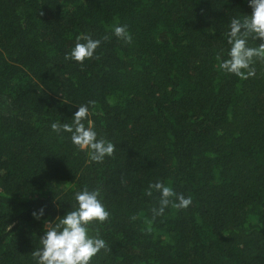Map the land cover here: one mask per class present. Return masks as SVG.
Wrapping results in <instances>:
<instances>
[{
    "label": "trees",
    "instance_id": "obj_1",
    "mask_svg": "<svg viewBox=\"0 0 264 264\" xmlns=\"http://www.w3.org/2000/svg\"><path fill=\"white\" fill-rule=\"evenodd\" d=\"M250 11L247 0H0V264H34L48 225L30 213L62 215L85 186L110 213L89 225L106 242L91 264H264V59L247 79L217 60L230 19ZM81 35L101 41L94 57L66 60ZM88 101L116 146L99 164L50 128ZM157 181L192 203L152 219Z\"/></svg>",
    "mask_w": 264,
    "mask_h": 264
},
{
    "label": "clouds",
    "instance_id": "obj_2",
    "mask_svg": "<svg viewBox=\"0 0 264 264\" xmlns=\"http://www.w3.org/2000/svg\"><path fill=\"white\" fill-rule=\"evenodd\" d=\"M247 5L250 13H241L230 19L228 31L224 34L227 51L217 56L220 71L241 79L255 76V68L251 67L254 58L264 59V0H247ZM112 34L126 43L131 42L127 25H113ZM250 38L257 42V46H249ZM76 40L75 45L65 54V59L77 63L92 59L101 43L88 35L77 36ZM221 55L227 58L221 59ZM94 103L88 101L87 104H81L76 107L70 122H53L50 128L58 135L70 134L72 144L78 150H86L90 162L99 164L106 157H112L116 146L110 140L98 137L89 119V109ZM152 191L159 193L158 204L151 209L152 219L162 217L170 203L178 210L192 203L191 196L175 193L169 185L160 181L149 184L147 194L151 195ZM173 197L174 203L171 199ZM74 200L75 204L70 211H63L62 215H56L50 220L44 219L46 207L43 205L30 213L34 220L41 221L43 226L48 225L39 236V246L31 252L34 264H91L92 258L106 248L105 240L98 234H91L89 228L93 221L102 223L110 215L102 202L99 189L85 186L74 193Z\"/></svg>",
    "mask_w": 264,
    "mask_h": 264
}]
</instances>
